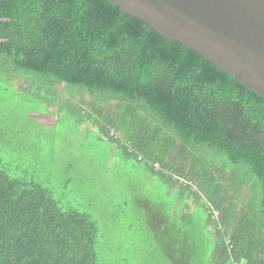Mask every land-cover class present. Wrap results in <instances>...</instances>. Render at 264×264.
<instances>
[{"label": "trees", "instance_id": "obj_1", "mask_svg": "<svg viewBox=\"0 0 264 264\" xmlns=\"http://www.w3.org/2000/svg\"><path fill=\"white\" fill-rule=\"evenodd\" d=\"M0 81L156 181L161 205L170 198L151 211L169 264H264L263 96L109 0H0ZM11 149L0 148V264H100L99 223L71 189L78 176L56 179ZM173 225L194 231L188 248Z\"/></svg>", "mask_w": 264, "mask_h": 264}, {"label": "rangeland", "instance_id": "obj_2", "mask_svg": "<svg viewBox=\"0 0 264 264\" xmlns=\"http://www.w3.org/2000/svg\"><path fill=\"white\" fill-rule=\"evenodd\" d=\"M82 97L90 99L86 91ZM86 129H75L49 101L27 96L17 83L0 81V148H13L20 160L29 150L27 154L34 157L30 160H38L45 171L51 167L56 179L68 170L78 176L71 189L80 204L91 206L99 223L100 264H169L151 211H163L170 198L161 205L156 181L140 166L121 160L110 144L99 142ZM175 205L174 212L177 208L186 212L185 206ZM177 216L167 221L169 227L176 224ZM184 216L177 217L181 229L188 225ZM177 228L172 229L173 238L188 248L194 231ZM193 229L203 241L204 233Z\"/></svg>", "mask_w": 264, "mask_h": 264}, {"label": "water", "instance_id": "obj_3", "mask_svg": "<svg viewBox=\"0 0 264 264\" xmlns=\"http://www.w3.org/2000/svg\"><path fill=\"white\" fill-rule=\"evenodd\" d=\"M264 97V0H109Z\"/></svg>", "mask_w": 264, "mask_h": 264}, {"label": "crops", "instance_id": "obj_4", "mask_svg": "<svg viewBox=\"0 0 264 264\" xmlns=\"http://www.w3.org/2000/svg\"><path fill=\"white\" fill-rule=\"evenodd\" d=\"M167 194H168V195L171 194V191L169 190V191L167 192ZM182 213H183V215H184L186 212L182 211Z\"/></svg>", "mask_w": 264, "mask_h": 264}, {"label": "built area", "instance_id": "obj_5", "mask_svg": "<svg viewBox=\"0 0 264 264\" xmlns=\"http://www.w3.org/2000/svg\"><path fill=\"white\" fill-rule=\"evenodd\" d=\"M142 159L141 158H139V161H141ZM156 168H159V166L158 165H156Z\"/></svg>", "mask_w": 264, "mask_h": 264}]
</instances>
